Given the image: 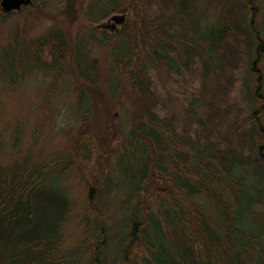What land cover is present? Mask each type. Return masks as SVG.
<instances>
[{
    "label": "rangeland",
    "instance_id": "1",
    "mask_svg": "<svg viewBox=\"0 0 264 264\" xmlns=\"http://www.w3.org/2000/svg\"><path fill=\"white\" fill-rule=\"evenodd\" d=\"M247 6H252V35L259 40L252 38L248 55L229 51L227 56L222 40L212 46L215 51L210 48L217 56L211 59L208 29L235 20L236 12L230 10L237 8L239 14ZM113 15L125 19L116 28L102 26L114 22ZM56 30L64 34L66 64L57 44L43 45L37 58L33 50L37 38ZM190 47H201V55ZM10 51L11 68L6 62ZM166 52L185 72L195 71L190 96L176 88L179 75L161 61ZM180 76L188 84V74ZM261 94L264 0H32L19 11L4 13L0 8V163L16 158L28 165L59 167L54 173L70 203L61 244L83 263L101 255V264H124L117 250H126L129 242L128 224L138 208L137 184L145 173L141 188L148 194L139 205V219L146 210L150 221L165 218L176 203L188 207L176 189L177 179L196 180L191 172L198 163L197 150L205 156L231 149L247 158L249 170L264 172V132L254 134L253 144L249 134L251 124L264 127ZM148 108L155 120L145 125L160 133L157 146L139 131ZM246 183L253 197H261L256 187L262 191L253 206L262 211L264 183L257 184L251 174ZM90 188L108 201L105 229L98 226L102 214L90 199ZM177 222L165 227L166 234L180 237ZM241 224L264 233V213L246 216ZM102 236L103 246L98 244ZM131 247L128 261L138 264L134 261L144 255L139 256L142 247ZM261 258L264 262V253Z\"/></svg>",
    "mask_w": 264,
    "mask_h": 264
},
{
    "label": "trees",
    "instance_id": "2",
    "mask_svg": "<svg viewBox=\"0 0 264 264\" xmlns=\"http://www.w3.org/2000/svg\"><path fill=\"white\" fill-rule=\"evenodd\" d=\"M236 9L230 10V14L236 12L235 20H226L221 26L208 29L205 41L211 43L209 46L211 59L217 56L210 48L221 44L222 40L223 54L226 56L229 51L238 55H248V50L253 45L252 38L259 40V37L252 35L255 28L252 6L245 7L239 14ZM255 34L258 36L259 31L256 30ZM260 38L262 39V36ZM50 44L53 46L57 44L58 54L66 64L68 49L64 34L60 30H56L55 33L50 31L48 37L41 36L34 41L33 50L36 58L44 51L41 47L43 45L48 47ZM200 48L194 50L190 47L189 50L198 56L201 55ZM258 51L259 49L256 53ZM51 52L56 58V52ZM9 53L6 55L8 56L6 62L11 68L10 58L13 52ZM165 54L167 52L160 55L162 59L160 60L179 75L177 78L180 82L175 85L176 88L190 96L194 92L190 83L195 71L185 72L177 66L174 58ZM182 71L188 74V84L187 80L181 79L180 75H184ZM11 78H14V74ZM261 97L264 108V95L261 94ZM145 110L144 121L141 122L139 131L149 144L157 146L161 142L160 133L152 124L145 125V121L155 120V112L151 108ZM263 129V126L250 125L252 144L254 134L257 136L263 134ZM230 151L220 154L221 151L217 150L215 155L203 156V151L197 150L195 160H198V163L194 164L191 172L196 176V180L188 179L185 182L180 177L177 179L176 189L180 196L186 197L188 207L183 208L176 203L177 206H170L165 218L160 216L162 219L155 218L149 221L150 211L146 210L143 218L139 219V211L142 209L139 205L148 194L145 187L141 188L148 174L141 176L137 184L138 208L133 212L131 222L128 224L129 242L126 250L124 247L117 250L122 263L135 264L128 261V256L131 246L140 244L142 251L139 256L142 253L144 255L134 261L138 264H264L261 258V254L264 253L262 246L264 233H253L243 229L241 224L246 216L255 218L256 215L264 213V208L256 212L253 207L254 203L259 204L258 200L263 197L262 191L256 187V190L261 192V197L257 198L256 194L253 197V189H249L246 183L250 174L257 184L264 183V172L261 173L257 169L249 170L245 165L248 162L247 158L244 160L233 150ZM156 157L157 155L152 156V159H157ZM208 157L218 160V163L214 160L209 161ZM205 158L206 162L203 163L202 160ZM152 165H155L154 160ZM54 167L58 166L52 163L28 165L26 160L19 161L16 158L7 165L0 163V264H101V255L92 256L90 261L83 263L78 256L71 257L62 248L61 229L70 203L66 192L58 185L59 179L54 173ZM57 169L59 170V167ZM155 169L161 170L159 167ZM143 190L146 193L142 195ZM89 195L102 214L98 226L105 229L104 216L108 201L98 198L93 188H90ZM176 221L181 227V235L178 238L176 232L169 235L164 231L169 223L174 226ZM98 244L104 245L103 236ZM122 250H125L124 254ZM140 260L142 263H139Z\"/></svg>",
    "mask_w": 264,
    "mask_h": 264
},
{
    "label": "water",
    "instance_id": "3",
    "mask_svg": "<svg viewBox=\"0 0 264 264\" xmlns=\"http://www.w3.org/2000/svg\"><path fill=\"white\" fill-rule=\"evenodd\" d=\"M32 4V0H0V7L3 12L19 10L22 5ZM125 19L124 15H113L114 24L122 23Z\"/></svg>",
    "mask_w": 264,
    "mask_h": 264
},
{
    "label": "flooded vegetation",
    "instance_id": "4",
    "mask_svg": "<svg viewBox=\"0 0 264 264\" xmlns=\"http://www.w3.org/2000/svg\"><path fill=\"white\" fill-rule=\"evenodd\" d=\"M31 4H27V5H22L21 8L19 10H21L23 7H28L30 6ZM1 8V7H0ZM19 10H12L10 12H4V13H11V12H14V11H19ZM111 20H112V17H111ZM102 26L104 27H110V28H116V25L114 24V22H111V23H103Z\"/></svg>",
    "mask_w": 264,
    "mask_h": 264
}]
</instances>
